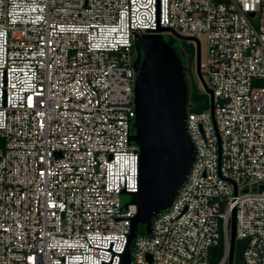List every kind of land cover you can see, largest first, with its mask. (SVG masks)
I'll return each instance as SVG.
<instances>
[{"label":"built area","instance_id":"obj_1","mask_svg":"<svg viewBox=\"0 0 264 264\" xmlns=\"http://www.w3.org/2000/svg\"><path fill=\"white\" fill-rule=\"evenodd\" d=\"M160 28L205 37L213 112L187 107L192 164L131 264H228L233 208L232 264H264V0H0V264L120 263L134 45Z\"/></svg>","mask_w":264,"mask_h":264},{"label":"water","instance_id":"obj_2","mask_svg":"<svg viewBox=\"0 0 264 264\" xmlns=\"http://www.w3.org/2000/svg\"><path fill=\"white\" fill-rule=\"evenodd\" d=\"M159 32L136 34V55L133 66L135 114L130 139L137 143L139 153V186L131 196L137 205L132 217L127 244L119 264H131L130 246L139 223L145 233L151 232V219L169 206L185 180L194 157L193 142L186 130L188 81L180 56L172 47L176 37L194 40L197 49L196 73L209 95L213 112V91L200 69V41L192 35L174 32L166 37ZM235 249V209L230 218V249L232 264Z\"/></svg>","mask_w":264,"mask_h":264},{"label":"rangeland","instance_id":"obj_3","mask_svg":"<svg viewBox=\"0 0 264 264\" xmlns=\"http://www.w3.org/2000/svg\"><path fill=\"white\" fill-rule=\"evenodd\" d=\"M199 40H200V63L204 64L207 60L206 39L203 35H201L199 37ZM188 43H189L188 45L193 46V48H195L193 43L192 44L190 42H188ZM200 69H201V73H202L204 80L207 82L208 72L206 70V67L201 65ZM187 79L190 81L191 85L196 89V91L198 93L205 92L203 87H202L201 80L197 76L196 69H195V63L191 65V70L187 72ZM206 100H207L208 105H209V95L208 94H207ZM192 103H193V105H202L203 103H205V100L204 99H192ZM128 197L129 196L127 194L122 195L123 200H126ZM130 252H131V248H130Z\"/></svg>","mask_w":264,"mask_h":264},{"label":"trees","instance_id":"obj_4","mask_svg":"<svg viewBox=\"0 0 264 264\" xmlns=\"http://www.w3.org/2000/svg\"><path fill=\"white\" fill-rule=\"evenodd\" d=\"M189 47H192V46L189 45ZM187 81H188L187 107L190 108L191 110H201V109L206 108L208 106V102L206 100L207 93L206 92L198 93L196 91V89L191 85V83L188 79H187ZM192 99H204L205 103H203L202 105H191L190 106ZM143 233H145L144 225L142 223H139L137 234H143ZM131 244H133V241ZM242 246H243L242 242L240 240H236V242H235V257L236 256L239 257ZM222 248H223V240H222V238H220L219 242L216 245H214L213 247H211V252L215 253L216 255H219L222 251Z\"/></svg>","mask_w":264,"mask_h":264},{"label":"flooded vegetation","instance_id":"obj_5","mask_svg":"<svg viewBox=\"0 0 264 264\" xmlns=\"http://www.w3.org/2000/svg\"><path fill=\"white\" fill-rule=\"evenodd\" d=\"M159 32V31H157ZM168 34H164L166 37ZM193 43L192 40L183 39L180 37H176L174 40H172V47L175 49L176 53L180 56L182 65L184 66V72L185 77L187 79V72L191 70V65L195 63V69H196V58H197V49H196V43H193L195 48L189 47V43Z\"/></svg>","mask_w":264,"mask_h":264}]
</instances>
